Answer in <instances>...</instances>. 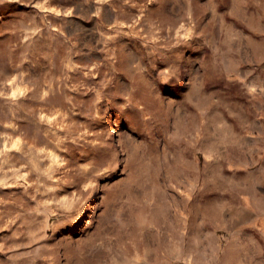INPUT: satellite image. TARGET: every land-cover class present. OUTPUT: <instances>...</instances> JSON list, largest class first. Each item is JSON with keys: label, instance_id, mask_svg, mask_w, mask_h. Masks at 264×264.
I'll use <instances>...</instances> for the list:
<instances>
[{"label": "rangeland", "instance_id": "374dc122", "mask_svg": "<svg viewBox=\"0 0 264 264\" xmlns=\"http://www.w3.org/2000/svg\"><path fill=\"white\" fill-rule=\"evenodd\" d=\"M0 264H264V0H0Z\"/></svg>", "mask_w": 264, "mask_h": 264}]
</instances>
